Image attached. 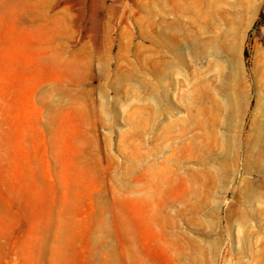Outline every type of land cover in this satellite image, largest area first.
Listing matches in <instances>:
<instances>
[{"label":"rangeland","instance_id":"rangeland-1","mask_svg":"<svg viewBox=\"0 0 264 264\" xmlns=\"http://www.w3.org/2000/svg\"><path fill=\"white\" fill-rule=\"evenodd\" d=\"M0 264H264V0H0Z\"/></svg>","mask_w":264,"mask_h":264}]
</instances>
